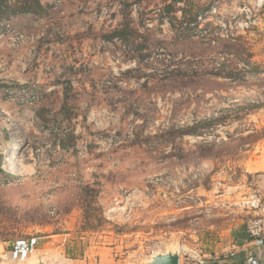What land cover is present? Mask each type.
<instances>
[{
  "label": "rangeland",
  "instance_id": "rangeland-1",
  "mask_svg": "<svg viewBox=\"0 0 264 264\" xmlns=\"http://www.w3.org/2000/svg\"><path fill=\"white\" fill-rule=\"evenodd\" d=\"M24 2L0 0V246L219 258L264 205V0H189L190 24L180 0Z\"/></svg>",
  "mask_w": 264,
  "mask_h": 264
},
{
  "label": "crops",
  "instance_id": "crops-1",
  "mask_svg": "<svg viewBox=\"0 0 264 264\" xmlns=\"http://www.w3.org/2000/svg\"><path fill=\"white\" fill-rule=\"evenodd\" d=\"M260 198L264 199V176L258 180ZM263 224V233L259 238H251L243 226L235 228L229 236L228 247L221 251L220 257H211L205 264H264V205L258 210ZM41 254L31 255L18 250L10 254L0 246V264H51Z\"/></svg>",
  "mask_w": 264,
  "mask_h": 264
},
{
  "label": "trees",
  "instance_id": "trees-1",
  "mask_svg": "<svg viewBox=\"0 0 264 264\" xmlns=\"http://www.w3.org/2000/svg\"><path fill=\"white\" fill-rule=\"evenodd\" d=\"M30 1H33V3L36 2V6H39L38 0H25L24 5L21 8H19V10H14V11H19V13L32 12V9H33L34 5L32 3H30ZM180 2L184 6V8L180 10L181 17L183 16L184 22L187 23V24L195 22L196 13L194 12V8H193L192 4L189 2V0H180ZM166 8L170 9V12H173V11H171V9H172L171 5H167ZM214 73H215L214 75L218 76V77H229V76L232 75L230 73H228V74H224L223 73L222 74V72L217 70V69H216V71Z\"/></svg>",
  "mask_w": 264,
  "mask_h": 264
},
{
  "label": "water",
  "instance_id": "water-1",
  "mask_svg": "<svg viewBox=\"0 0 264 264\" xmlns=\"http://www.w3.org/2000/svg\"><path fill=\"white\" fill-rule=\"evenodd\" d=\"M147 264H179V255L177 253L157 255Z\"/></svg>",
  "mask_w": 264,
  "mask_h": 264
},
{
  "label": "built area",
  "instance_id": "built-area-1",
  "mask_svg": "<svg viewBox=\"0 0 264 264\" xmlns=\"http://www.w3.org/2000/svg\"><path fill=\"white\" fill-rule=\"evenodd\" d=\"M246 233L251 238H259L263 233V224L260 219L250 221L246 227Z\"/></svg>",
  "mask_w": 264,
  "mask_h": 264
},
{
  "label": "bare ground",
  "instance_id": "bare-ground-1",
  "mask_svg": "<svg viewBox=\"0 0 264 264\" xmlns=\"http://www.w3.org/2000/svg\"><path fill=\"white\" fill-rule=\"evenodd\" d=\"M19 146H20V142H18V144H17V147H16L17 151L19 149L18 148ZM17 151L15 152L13 160L10 161L11 166L14 167V168H18L19 167V155H18Z\"/></svg>",
  "mask_w": 264,
  "mask_h": 264
}]
</instances>
